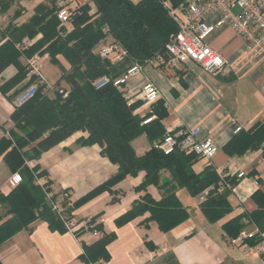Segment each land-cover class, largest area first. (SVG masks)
Returning a JSON list of instances; mask_svg holds the SVG:
<instances>
[{
  "label": "crops",
  "instance_id": "0c3cea01",
  "mask_svg": "<svg viewBox=\"0 0 264 264\" xmlns=\"http://www.w3.org/2000/svg\"><path fill=\"white\" fill-rule=\"evenodd\" d=\"M57 1H54V5L58 10ZM59 1L70 13L82 6H88L90 13L96 11L93 0ZM130 1L136 3L139 0ZM42 4L50 5L48 0H14L0 11V45L9 39V28L25 25ZM70 24L63 28L62 36L73 29L71 21ZM104 28L107 26H103V37L93 47V53L111 40ZM40 38L41 33L32 39L25 36L15 47L22 53ZM208 44L230 63L231 71L227 76L208 74L195 62L172 68L143 64L139 73L129 77L117 89L128 104L134 105L133 114L142 118L146 105L140 90L146 82L153 84L160 94L153 108L156 107L160 115L159 121L164 132L198 127L200 137L208 136L215 141L218 152L211 160L196 158L192 168L195 173H199L206 166H211L227 181L236 178L237 183L227 196L230 213L222 219L209 222L202 214L199 204L205 198V191L190 197L185 189L177 188L175 195L186 208L188 216L168 231H161L154 221L143 222L148 213L116 226L115 220L140 202L145 194L155 201L163 196V190L153 185L135 191V187L144 180L143 171L136 176H126L110 192L101 191L73 207L74 201L87 195L117 170L116 164L101 155L98 144H76L78 138L87 136L85 132H74L41 152L38 158L26 161L30 170L36 168L35 173L41 174L36 179L45 183L51 194L60 196L62 191L67 192L71 204L68 214L70 220L80 223L95 218L102 231L115 234L107 246L108 260L95 264H264V258L257 249L246 251L232 245L231 239L222 230L223 223L241 214L259 217V225L264 228V141L242 155H230L225 149L228 143L241 136V132L250 131L257 123L264 124V60L251 58L242 41L228 28L211 35ZM18 60L22 65L29 62L23 54ZM100 60L104 62L105 59ZM105 61L109 62L105 68L108 72L106 77L110 80L120 78L135 62L128 55ZM39 63L48 84L55 85L66 97L68 85L61 76L70 70L69 62L62 55H57L54 62L47 53H43L39 55ZM16 73L15 64L5 66L0 71V86ZM28 80L26 75L24 83L8 92L10 99L0 92V139L8 136L9 130H14L10 115L16 108L14 101L17 96L13 93ZM126 91H130L129 100L124 96ZM54 92L47 93L49 98L54 97ZM237 126L241 130L235 133ZM157 141L150 142L142 134L131 141V146L137 155H143ZM33 147L34 144H31L24 151L30 154ZM14 173L20 174L19 171L11 172L1 156L0 193L3 195L13 189L8 179ZM239 173L244 175L238 179ZM161 177L162 182L169 181L166 171L161 173ZM5 213L6 209L0 203V224L11 217ZM241 223L244 225L242 230L259 229L244 217ZM77 231L51 230L46 221L36 219L0 242V264H91L81 258V243L92 244L100 236H94L82 228ZM261 233L264 237V231Z\"/></svg>",
  "mask_w": 264,
  "mask_h": 264
},
{
  "label": "trees",
  "instance_id": "16d2710c",
  "mask_svg": "<svg viewBox=\"0 0 264 264\" xmlns=\"http://www.w3.org/2000/svg\"><path fill=\"white\" fill-rule=\"evenodd\" d=\"M13 1L0 0V10H5ZM54 1L48 0L50 5L38 6L25 25L9 28V39L0 45V71L12 63L17 67V73L0 86V92L7 99H10L8 92L26 80L28 67L18 60L21 54L30 59L34 54L47 53L54 62L57 55H62L71 66L61 76L62 81L68 85L67 96L63 97L58 89L54 92V97L49 98L40 87L31 99L15 108L10 115L14 130H9L8 136L0 139L2 161L11 172L19 171L21 176V182L10 193H0V203L6 209L5 214L11 215L0 224V242L26 228L36 219L46 221L51 230H67L49 205L46 192H50V189L35 183V177L41 174L35 173L36 168L30 170L26 161L38 158L41 152L79 131L87 133V136L78 138L76 144H98L101 155L116 164L117 170L87 195L74 201L73 207L101 191L110 192L126 176H136L143 171L144 180L135 187V191L145 190L147 186L153 185L163 190V196L155 201L145 194L141 207L134 204L115 220L116 226L148 213V221H154L161 231H168L188 216L186 208L175 195L177 188L185 189L190 197L205 191V198L199 208L209 222L228 215L230 206L227 196L230 190L226 188L222 192L217 191L220 177L213 167L206 166L201 172L195 173L192 168L195 156L181 152L163 155L154 146L143 155L135 153L131 141L137 136L145 134L150 142L164 136L156 107L153 108L156 118L143 125L142 118L133 114L134 105L128 104L111 82L98 88L93 84L96 79L108 76L105 66H109V62H102L92 52L103 37V26H107L110 37L128 56L143 65L152 55L161 52L169 36L178 30V24L164 2L168 1L170 7L175 8L184 0H139L136 3L130 0H93L96 11L90 13L88 6L73 11L70 16L73 29L63 36V27L57 19ZM38 33H41V38L31 47L22 53L16 49L15 44L21 42L23 37L32 39ZM31 82L33 77L13 95L18 96ZM241 133L238 139H233L226 145L228 154L242 155L249 149L257 148L264 141V124L257 123L250 131ZM31 144L34 147L28 154L24 148ZM163 171L169 175L167 182H162ZM224 181L231 187L237 183L236 178L230 181L224 178ZM63 194L67 192L62 191L60 196L53 195L51 199L56 201L60 197V204L68 216L71 204L68 194L62 198ZM243 217L256 224L258 230L264 231L259 225V217L241 214L223 223L222 230L227 237L233 239L238 236L244 228L241 223ZM90 223H96L93 228L100 232V237L89 245L81 243V258L91 264L107 261V246L115 238V234L102 231L95 218H90ZM245 242L254 246L258 241L247 239Z\"/></svg>",
  "mask_w": 264,
  "mask_h": 264
},
{
  "label": "built area",
  "instance_id": "2783aa9c",
  "mask_svg": "<svg viewBox=\"0 0 264 264\" xmlns=\"http://www.w3.org/2000/svg\"><path fill=\"white\" fill-rule=\"evenodd\" d=\"M56 5L58 7L56 16L59 24L71 25L70 11L59 0ZM169 10L178 24V30L169 36L161 52L152 55L145 64L159 68H172L177 65L195 62L208 74L227 76L231 71L230 63L208 44L210 36L223 28L230 29L242 41L246 52L250 54L251 58L264 60V0H184L176 8L173 9L172 7ZM107 30V28H104V32L107 33ZM94 54L100 59L110 61H113L119 55H128L113 39L104 47L97 49ZM27 67V76L29 78L33 77V82L16 97L14 101L16 107L31 99L40 87L46 93L58 90L55 85L48 84L42 75L38 54H34L29 59ZM141 68V64L134 62L120 78L110 80L105 76L95 83V87L98 88L111 82L113 86L119 88L129 77L139 73ZM58 92L62 93L61 90H58ZM140 94L143 103L146 105V111L142 117V124L146 125L156 118L153 106L159 99L160 94L158 89L149 82L142 86ZM124 96L129 100L130 91H126ZM240 130L241 127L237 126L234 132L237 133ZM153 146L163 155L181 152L205 160H211L219 150L218 145L211 137H200L198 127H185L175 131L169 130ZM243 175V173H239L237 178L239 179ZM219 177L217 191L222 192L227 188L231 192L233 187L225 183L223 176ZM20 182L21 176L18 173L12 174L8 179V184L12 188ZM35 183L42 188L47 187L45 183H41L36 177ZM51 196H53L51 191L46 192L52 211L59 216L68 231L73 233L82 228L94 236H100V233L93 228L96 223L91 224L90 219L80 223L64 219V208L59 200L53 201ZM66 196L67 194H63L61 197ZM247 239H255L258 242L254 246H249L245 242ZM230 243L236 247L244 248L246 251L257 249L258 253L264 258V237L257 228L252 231L241 230L236 238L230 240Z\"/></svg>",
  "mask_w": 264,
  "mask_h": 264
},
{
  "label": "rangeland",
  "instance_id": "374dc122",
  "mask_svg": "<svg viewBox=\"0 0 264 264\" xmlns=\"http://www.w3.org/2000/svg\"><path fill=\"white\" fill-rule=\"evenodd\" d=\"M164 5L167 6L169 9L172 8V7H170V4L168 3V1L164 2ZM175 8H176V7H175ZM173 9H174V8H173ZM0 11H2V10H0ZM61 26H63V28H65V27H68V26H70V25H68V24H63V25H61ZM63 32H64V30H63ZM111 39H112V38H111ZM113 40H114V39H113ZM18 49L21 50V47H18ZM27 65H28V64H27ZM102 78H103V77L96 79V80L93 82L94 86H95V83H97V82H99L100 80H102ZM64 91H66V90H64ZM62 94H63V93H62ZM58 200L61 201L60 197H58ZM141 203H142V200H141L140 202H138L137 204H135V206H138V208H140V207H141ZM144 215H145V214H142V215H139L138 217H142V216H144ZM136 218H137V217H136ZM64 219L70 220V219H68V216H67V213H66L65 210H64ZM143 222L148 223V222H149V221H148V217L145 218ZM78 230H80V229H78ZM77 232H79V231H77ZM86 245H87V244H86Z\"/></svg>",
  "mask_w": 264,
  "mask_h": 264
}]
</instances>
